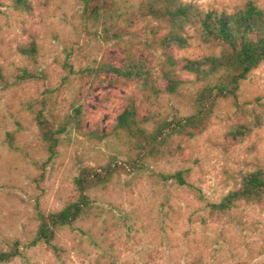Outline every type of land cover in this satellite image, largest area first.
<instances>
[{
    "label": "rangeland",
    "instance_id": "374dc122",
    "mask_svg": "<svg viewBox=\"0 0 264 264\" xmlns=\"http://www.w3.org/2000/svg\"><path fill=\"white\" fill-rule=\"evenodd\" d=\"M27 1L30 10L0 0V251L18 249L1 264H264V198L224 213L210 206L243 174L264 170V63L235 100L220 102L203 132L178 139L165 159L90 190L86 214L57 230V250L33 243L38 213L76 199L81 168L127 158L122 137L86 134L95 126L110 130L125 98H140L136 82L112 68L134 63L156 72L161 51L154 23L137 13L139 0ZM187 1L228 12L253 1L264 11V0ZM31 41L38 47L34 60L19 51ZM217 51L192 36L174 55L194 59ZM182 78L187 96L197 84ZM162 107L190 110L188 97L167 98ZM77 108L79 124L57 135L50 154L36 115L57 129ZM178 171L186 184L167 178Z\"/></svg>",
    "mask_w": 264,
    "mask_h": 264
},
{
    "label": "trees",
    "instance_id": "16d2710c",
    "mask_svg": "<svg viewBox=\"0 0 264 264\" xmlns=\"http://www.w3.org/2000/svg\"><path fill=\"white\" fill-rule=\"evenodd\" d=\"M14 7L30 10L27 0H11ZM137 13L152 21L156 28L154 41L161 51L158 69L153 72L140 65L112 70L125 80L136 82L140 98L128 95L112 128L102 131L95 126L86 134L99 140L114 135L122 137L127 148L126 160L117 164L111 160L101 167H83L74 178L76 199L59 211L38 213V227L33 243H43L57 250L53 240L58 229L69 226L90 208L89 191L105 186L121 172L139 171L148 161L162 160L172 154L177 140L191 138L203 132L221 101L235 100L241 83L264 63V11L253 1L228 12L202 9L187 0H139ZM193 32L194 34H191ZM195 36L200 42L214 45L217 53L190 59L176 57L174 49H185ZM38 47L34 41L19 49L22 55L34 60ZM184 74L193 77L195 90L185 96ZM0 67V80L2 78ZM188 97L189 112L165 110L167 98ZM79 108L71 119L57 129L41 113L35 117L40 139L53 154L57 135L69 124L78 125ZM78 127V126H77ZM179 184H186L185 174L178 171L167 176ZM264 198V170L256 169L243 174L238 186L229 191L218 203L210 204L217 212L232 210L239 203H259ZM18 249L0 251V264L11 261Z\"/></svg>",
    "mask_w": 264,
    "mask_h": 264
}]
</instances>
